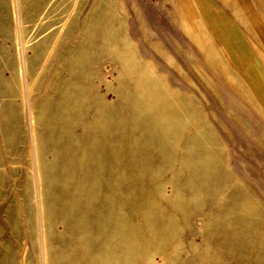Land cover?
Masks as SVG:
<instances>
[{"label": "rangeland", "instance_id": "374dc122", "mask_svg": "<svg viewBox=\"0 0 264 264\" xmlns=\"http://www.w3.org/2000/svg\"><path fill=\"white\" fill-rule=\"evenodd\" d=\"M190 0H0V264H264V111Z\"/></svg>", "mask_w": 264, "mask_h": 264}, {"label": "crops", "instance_id": "0c3cea01", "mask_svg": "<svg viewBox=\"0 0 264 264\" xmlns=\"http://www.w3.org/2000/svg\"><path fill=\"white\" fill-rule=\"evenodd\" d=\"M192 12L222 45L256 105L264 111V0H190Z\"/></svg>", "mask_w": 264, "mask_h": 264}]
</instances>
